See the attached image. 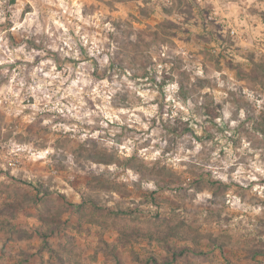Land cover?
I'll list each match as a JSON object with an SVG mask.
<instances>
[{"label": "clouds", "instance_id": "clouds-1", "mask_svg": "<svg viewBox=\"0 0 264 264\" xmlns=\"http://www.w3.org/2000/svg\"><path fill=\"white\" fill-rule=\"evenodd\" d=\"M262 70L264 0H0V185L43 180L79 205L103 178L129 193L99 192L104 209H167L190 241L246 255L264 241ZM90 142L112 160H78Z\"/></svg>", "mask_w": 264, "mask_h": 264}, {"label": "rangeland", "instance_id": "rangeland-1", "mask_svg": "<svg viewBox=\"0 0 264 264\" xmlns=\"http://www.w3.org/2000/svg\"><path fill=\"white\" fill-rule=\"evenodd\" d=\"M121 35L123 38L118 43L127 47L131 43L127 39L130 32ZM179 65L176 59L175 67ZM256 75L253 72L252 76ZM260 75L264 76V70ZM183 131L191 130L185 127ZM90 143L91 149L80 147L78 160L81 157L103 163L112 160L98 151L94 142ZM79 182L78 177L74 183ZM84 182L97 195L85 197L79 205H72L63 195L50 191L43 180L27 187L0 185V257L20 249L22 259L18 264H81L82 252L77 249L84 247L87 236L91 264H211V260L216 264H244L245 261L264 264V241L254 242L246 249V255L228 248L222 238L190 241L189 229L182 220L173 223L176 217L172 215L170 220L167 209L142 219L138 211L133 216L132 210H106L100 206L98 193L114 190L123 200L129 195L124 186L97 177H85ZM205 186L202 179L193 180L190 185L197 191ZM145 199L158 205L166 198L150 194ZM93 224L102 226V232L96 233L99 238L96 243L91 235ZM109 226L115 227L119 235L107 231Z\"/></svg>", "mask_w": 264, "mask_h": 264}, {"label": "crops", "instance_id": "crops-1", "mask_svg": "<svg viewBox=\"0 0 264 264\" xmlns=\"http://www.w3.org/2000/svg\"><path fill=\"white\" fill-rule=\"evenodd\" d=\"M217 27H219V26H217ZM185 31H187V30H185ZM197 39H199V37ZM217 39H221V38L219 36H217ZM185 42L187 43L188 41L185 40Z\"/></svg>", "mask_w": 264, "mask_h": 264}, {"label": "trees", "instance_id": "trees-1", "mask_svg": "<svg viewBox=\"0 0 264 264\" xmlns=\"http://www.w3.org/2000/svg\"><path fill=\"white\" fill-rule=\"evenodd\" d=\"M45 238V237H44Z\"/></svg>", "mask_w": 264, "mask_h": 264}]
</instances>
